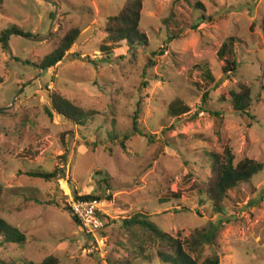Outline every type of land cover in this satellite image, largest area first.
I'll return each instance as SVG.
<instances>
[{"label": "rangeland", "instance_id": "374dc122", "mask_svg": "<svg viewBox=\"0 0 264 264\" xmlns=\"http://www.w3.org/2000/svg\"><path fill=\"white\" fill-rule=\"evenodd\" d=\"M51 1L0 0V37L14 25L49 35L32 41L12 32L13 55L0 43V107H9L0 110V218L25 235L6 244L0 235V264L50 255L61 264H105L106 256L162 264L148 234L140 258L123 248L130 237L120 222L137 212L184 241L212 229L214 244L188 245L200 260L217 253L221 264H264V170L233 189L222 209L193 187L212 177L209 156L228 148L238 161L264 164V0H143L147 45L111 50L106 22L127 0ZM76 27L79 39L63 60L43 66ZM225 43L238 63L228 73L218 55ZM242 85L254 100L250 115L232 107L230 92ZM51 92L95 114L85 125L50 115ZM173 105L190 110L176 117ZM114 134L130 135L128 154ZM57 167L63 172L52 181L27 174ZM75 191L105 200L106 224L118 221L105 229L109 242L74 222L67 208Z\"/></svg>", "mask_w": 264, "mask_h": 264}, {"label": "trees", "instance_id": "16d2710c", "mask_svg": "<svg viewBox=\"0 0 264 264\" xmlns=\"http://www.w3.org/2000/svg\"><path fill=\"white\" fill-rule=\"evenodd\" d=\"M202 7L201 3L198 7ZM143 11V0H127L122 10L116 14L108 17L106 22V42L105 45L107 50H111V45L126 44L129 47H135L140 42L148 43L146 33L141 29V19ZM204 18V17H202ZM15 33L20 36H34L31 32L24 31L19 26L14 25L11 29L5 31L0 37V43L8 49L7 39L11 33ZM81 30L79 28L70 29L60 40L58 46L43 60V66L51 68L57 63L63 60L66 53L70 51L73 45L79 39ZM231 43V42H230ZM229 43V44H230ZM225 43L218 55L222 65V71L228 73L229 71H235L238 63L235 59H231L232 54L231 45ZM152 62V61H151ZM202 76L207 79L214 80L215 75L210 69H203ZM241 91L232 90L230 92L232 107L238 111L250 115L251 108L254 100L248 86H241ZM261 90H264L262 86ZM51 106L47 107V111L50 115L54 113L59 114L65 120L75 122L76 124L85 125L86 122L91 120V116L95 114L94 111H86L85 109L75 105L70 99L62 96L59 93L51 92L49 94ZM207 94L203 96L205 102H207ZM172 115L181 117L187 114L190 110L188 105H178L172 107ZM212 114H218L210 111ZM252 116V115H251ZM138 129L137 122H134V134ZM149 136V135H148ZM121 146L124 153L128 154L129 150L127 147V141L130 139V135H125L120 138L114 134L113 137ZM211 163L210 169L212 177L207 181L197 182L194 189L201 195H204L214 207L223 208L225 201L230 198V192L242 186L247 181H250L255 175L264 170V164L252 158H244L240 161L237 160L235 154L231 149H227L223 156L219 154H213L209 156ZM64 161L68 160L67 153L61 156ZM63 169L60 167L55 168L53 171H30L27 174L31 177L41 178L46 181H52L58 178ZM178 194V193H176ZM74 199H100L94 195H78L76 191L72 196ZM69 201V200H68ZM67 201V202H68ZM70 210L74 222L79 225L82 229L83 226L80 223L78 217ZM186 209V208H184ZM105 219H107L105 217ZM105 227L100 229L97 233L104 241L109 242L105 229L111 224L118 223L116 219L107 221ZM212 225V224H211ZM120 228L129 232L128 241H124L123 248L128 252H133L140 258L146 250L147 242L149 239L145 238L148 234L152 239L150 243L158 242L159 249L158 254L162 264H221L220 257L217 253L200 260L188 249V245L194 251L204 244H214L216 234L212 229L203 232H197L192 239L184 241L179 238H175L169 235L167 232L160 229L147 214L142 212L134 213L130 218L123 219L120 222ZM136 228H140L142 232H137ZM0 235L3 236V244L6 243H23L25 235L21 233L17 228L11 226L8 222L0 218ZM89 236H93L88 234ZM153 242H152V241ZM161 244V245H160ZM105 264H132L131 261L126 260L125 262L116 261L106 256ZM3 264H17V263H4ZM40 264H61L58 257L50 255L46 257ZM99 264H102L101 262Z\"/></svg>", "mask_w": 264, "mask_h": 264}, {"label": "built area", "instance_id": "2783aa9c", "mask_svg": "<svg viewBox=\"0 0 264 264\" xmlns=\"http://www.w3.org/2000/svg\"><path fill=\"white\" fill-rule=\"evenodd\" d=\"M104 199H74L69 200V206L78 217L83 229L93 236L105 227V220L102 211L105 206Z\"/></svg>", "mask_w": 264, "mask_h": 264}, {"label": "water", "instance_id": "95a60500", "mask_svg": "<svg viewBox=\"0 0 264 264\" xmlns=\"http://www.w3.org/2000/svg\"><path fill=\"white\" fill-rule=\"evenodd\" d=\"M47 1H49V2H53V1H51V0H47ZM57 14V13H56ZM51 32V31H50ZM50 32H49V34H50ZM49 35H47V36H45V37H42V38H34V37H30V36H26V38L27 39H30V40H32V41H43V40H45V39H47V37H48ZM8 51H9V53L11 54V55H13V51H12V49H11V47H8ZM44 70V72H47L48 71V69H43ZM7 108H9V107H0V110H6Z\"/></svg>", "mask_w": 264, "mask_h": 264}]
</instances>
